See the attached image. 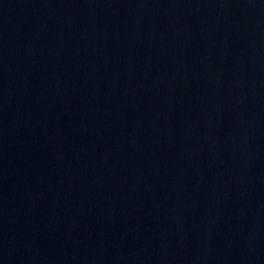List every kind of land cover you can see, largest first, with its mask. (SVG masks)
<instances>
[{"label":"water","instance_id":"95a60500","mask_svg":"<svg viewBox=\"0 0 264 264\" xmlns=\"http://www.w3.org/2000/svg\"><path fill=\"white\" fill-rule=\"evenodd\" d=\"M0 264H264V0H0Z\"/></svg>","mask_w":264,"mask_h":264}]
</instances>
